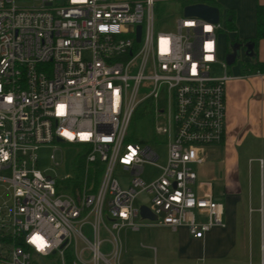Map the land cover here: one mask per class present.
<instances>
[{"label": "built area", "instance_id": "1", "mask_svg": "<svg viewBox=\"0 0 264 264\" xmlns=\"http://www.w3.org/2000/svg\"><path fill=\"white\" fill-rule=\"evenodd\" d=\"M172 1L0 0V264L55 254L61 264H121L125 230L185 227L202 239L225 226L223 202L193 169L224 133L221 20L183 14L163 30L157 11ZM142 105L166 136L163 163L153 147L129 140ZM54 141L84 152L75 190L70 175L58 180L37 166L38 149ZM144 163L159 170L150 182ZM117 166L129 176L124 188ZM141 192L149 205L136 202ZM141 205L154 220L142 218Z\"/></svg>", "mask_w": 264, "mask_h": 264}, {"label": "rangeland", "instance_id": "2", "mask_svg": "<svg viewBox=\"0 0 264 264\" xmlns=\"http://www.w3.org/2000/svg\"><path fill=\"white\" fill-rule=\"evenodd\" d=\"M208 2L212 4L214 1L209 0ZM218 2L221 8V29L218 31V49L220 58H222L228 48H230L232 40L236 37L234 31L227 26L226 11L230 8L236 10L235 20L238 26V38H242V30L239 27V23H242L244 26H249L250 23L252 24V21L244 13L249 0H218ZM185 3V0H179L166 2L159 6L157 14L159 17H163L164 21L158 27L163 30L172 29L174 27V19L183 15V6ZM227 67H229V64ZM211 70L215 75L222 72L219 64H214ZM128 135L130 141H136L142 145L153 147L159 153V162H164L166 136L155 132L154 114L151 109L149 111L145 109L144 111V105H142L135 111L128 128ZM79 151L80 147L78 146L68 145L58 141L45 144L38 149L37 166L46 175L56 177L58 180L66 175L73 176V160ZM52 153L54 154V160L50 157ZM208 156L206 157L207 161L205 160V163L193 165V169L196 171L200 180L210 182L209 186L212 189V184L214 186L216 181L212 182V164L210 165ZM7 174L6 172L5 175ZM158 174L159 170L156 166L150 163H144L142 178L146 182L154 180ZM114 176L119 180L123 188L127 186L126 183L129 176L118 166L114 171ZM198 190L203 191L205 189L201 187ZM136 202L149 205L150 196L145 192H141ZM223 205V220L227 222V206L225 202H223ZM237 212V234L239 232L242 238H238L237 243L233 247H230L227 242H224L223 235H215V240L212 243V232L206 243L202 245L195 242L184 228L179 227L173 230L166 226L148 225L142 226L136 231L128 229L121 233L124 246L121 264H189L202 262L209 264H259L261 261L259 255V218L253 217L252 224L249 225L248 215H243L241 210ZM152 248H155L156 251ZM250 252L251 256H249ZM39 263L61 264L58 254L39 258Z\"/></svg>", "mask_w": 264, "mask_h": 264}, {"label": "crops", "instance_id": "3", "mask_svg": "<svg viewBox=\"0 0 264 264\" xmlns=\"http://www.w3.org/2000/svg\"><path fill=\"white\" fill-rule=\"evenodd\" d=\"M213 3L219 8L221 20L219 2L215 0ZM260 5L264 6V0H249L244 13L252 24L244 26L239 23L242 38L237 37L236 10L230 8L226 11L227 26L231 18L233 27L229 29L234 31L236 37L223 55V60L226 61V54L233 51L234 41L241 46L238 56L227 67L230 78L224 86L226 108L223 138L219 144L210 145L206 153L212 164V182L216 181L210 190L215 198L226 203L228 220H223L224 227H213L202 239L191 238L204 245L212 232V243L215 235H223L224 242L233 247L238 238H242L236 228L237 211L241 210L243 215H248L249 225L253 217L259 218V249L263 244L264 258V36L258 37L256 42L252 40L257 34V8ZM247 41L254 43L251 55L245 54L244 44ZM256 62L261 69H251ZM198 180L202 181L199 176ZM181 228L186 230L185 227ZM249 254L251 256V252Z\"/></svg>", "mask_w": 264, "mask_h": 264}, {"label": "water", "instance_id": "4", "mask_svg": "<svg viewBox=\"0 0 264 264\" xmlns=\"http://www.w3.org/2000/svg\"><path fill=\"white\" fill-rule=\"evenodd\" d=\"M183 14L185 16L202 17V18L211 20L213 22H217L219 20V17H220L219 8L217 6L201 4V3L185 5L184 6V10H183ZM139 32H140V26H138V37H137V40H139V36H140ZM240 46H241V44L239 42H235L233 44V51L226 54L225 60H226V62L228 64H231V63L234 62L235 58L239 54ZM244 46L246 47L245 54L251 55L254 43L252 41H247L244 44ZM140 215L142 216V218H148L150 220H154L155 219V215L145 205H141L140 206Z\"/></svg>", "mask_w": 264, "mask_h": 264}, {"label": "trees", "instance_id": "5", "mask_svg": "<svg viewBox=\"0 0 264 264\" xmlns=\"http://www.w3.org/2000/svg\"><path fill=\"white\" fill-rule=\"evenodd\" d=\"M186 3H188L186 1ZM214 4V3H212ZM257 34L255 37H253L252 40H254V42H256L258 37L264 36V6H258L257 8ZM229 24V28L233 27V23H232V19L230 18L228 21ZM231 26V27H230ZM234 29V28H233ZM237 42V41H234ZM261 65L259 63H254V65L251 66V69H261L260 68ZM145 107L144 106V111H145ZM84 166V152L81 150L79 151L74 160H73V176H71L70 179L67 180V186L68 185H72L75 188H77V186L79 185L80 181H81V176H82V169ZM101 170V166L98 167V173ZM70 189H67V191H69Z\"/></svg>", "mask_w": 264, "mask_h": 264}]
</instances>
